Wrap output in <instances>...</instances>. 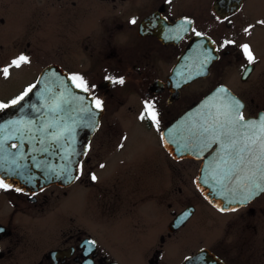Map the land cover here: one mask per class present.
Wrapping results in <instances>:
<instances>
[{"label": "flooded vegetation", "instance_id": "1", "mask_svg": "<svg viewBox=\"0 0 264 264\" xmlns=\"http://www.w3.org/2000/svg\"><path fill=\"white\" fill-rule=\"evenodd\" d=\"M263 19L264 0H0V69L9 67L8 82L0 72V104L8 105L0 108V119L19 115L21 107L11 101L34 89L51 65L81 76L89 86L86 93L102 104L92 110L98 125L77 180L34 190L4 181L10 187L0 189V264H121L112 250L129 260L127 251L134 247L143 264H189L190 259V264H264V192L220 206L198 189L204 164L210 178H222L234 156L211 137L195 141L206 149H195L186 160L191 173L182 182L185 160L172 157L162 143L173 123L219 89L242 103L245 120H260L264 52L246 35ZM245 44L255 57L251 64L241 47ZM21 54L30 62L10 67ZM39 58L63 64L51 62L34 79L17 83L19 70L36 68ZM195 60L208 65L205 75L193 80ZM119 78L125 83H113ZM7 84L16 90L3 97ZM145 102L155 105L158 127L140 119ZM215 117L206 118L208 126ZM129 126L143 131L142 139L153 140L148 144L166 159L167 180L161 170L165 164L147 160V146L136 154L140 165L116 157L133 154ZM198 129L193 127V133ZM87 135L81 130L82 145ZM253 166L256 170L253 164L236 171ZM76 196L84 211L94 212L88 224L74 211Z\"/></svg>", "mask_w": 264, "mask_h": 264}, {"label": "water", "instance_id": "2", "mask_svg": "<svg viewBox=\"0 0 264 264\" xmlns=\"http://www.w3.org/2000/svg\"><path fill=\"white\" fill-rule=\"evenodd\" d=\"M184 62L185 59L182 64ZM207 65L206 62L193 61V80L205 75L203 71ZM219 91L205 97L162 134L163 146L173 154L172 157L190 159L195 156V149H206L195 145L192 128L207 127V117L226 110L229 103L221 107L217 102L221 100ZM224 94L225 101L229 96L234 97L228 90ZM20 107L18 116L0 119V180L25 185L31 190L75 181L80 175V162L85 156L87 141L98 125V118L92 112L96 107L95 100L77 88L66 72L51 65L38 76L32 93L16 106ZM83 129L88 134L84 145L78 139ZM207 167L206 163L200 171L198 189L213 204L231 205L244 202L246 196L248 201L263 193L249 195L255 192L253 180L260 182L259 173L252 177V172L256 171L254 166L251 170L233 172L229 180L210 178ZM211 180L214 186L207 185ZM207 259L212 260V257ZM188 262L190 264L191 259Z\"/></svg>", "mask_w": 264, "mask_h": 264}, {"label": "snow or ice", "instance_id": "3", "mask_svg": "<svg viewBox=\"0 0 264 264\" xmlns=\"http://www.w3.org/2000/svg\"><path fill=\"white\" fill-rule=\"evenodd\" d=\"M131 23H135L132 20ZM258 23L264 24V21H258ZM247 32L248 29H245ZM196 35H201L199 32ZM233 43L232 41H224V45ZM242 50L247 58L249 64L253 63L255 57L252 50L247 44L242 45ZM29 58L26 55L21 54L18 58L11 61L10 67L19 68L22 64L29 63ZM0 72L4 77L9 76V67H3ZM71 80L75 82L77 88H81L87 92L89 86L84 79L79 75H73ZM113 83L124 84L123 78L114 79ZM32 88L25 91L23 95L11 101L12 104H17L24 99ZM222 92L226 90H221ZM95 106L97 109L102 107L100 100H95ZM8 107V105L0 104V108ZM242 103L229 96V104L224 111H218L213 123L207 127L202 126L199 132H194L192 135L194 139L199 143L202 140L207 141L208 137H211L212 143H221L225 148L229 156H234L235 163L232 168L224 173L223 179L229 180L232 178V173L239 169L241 165L247 167L248 165L255 164L256 171L252 172V177H255L259 173L260 182L257 183L253 180V187L255 192H250L249 195H258L260 192H264V117L259 121L245 120L241 109ZM150 119L153 124L159 126L158 113L155 109V105L145 102L144 113H142L140 119ZM227 162V161H225ZM103 167V165H101ZM93 180H96V176H92ZM251 179V177L249 178ZM219 182V181H218ZM9 185L5 184L3 180H0V189H9ZM19 190V189H17ZM248 197H245L246 202ZM223 211V209H221ZM233 211L235 209H232ZM92 243V242H89Z\"/></svg>", "mask_w": 264, "mask_h": 264}, {"label": "rangeland", "instance_id": "4", "mask_svg": "<svg viewBox=\"0 0 264 264\" xmlns=\"http://www.w3.org/2000/svg\"><path fill=\"white\" fill-rule=\"evenodd\" d=\"M263 9V8H262ZM264 21V19H263ZM246 39L250 40L253 47L256 48L257 51H262L264 52V49L262 48L261 44H264V24L260 23L259 25V28H255V30L253 32H249L247 33L246 35ZM75 63H78L76 62V60H74ZM59 63V64H63V61H56V60H49V59H40L38 60V66L36 67L37 68V71L35 70L36 68L33 67V66H29L27 69H21L19 70L18 72V75H19V79H18V82L19 84H23L31 79H34V77L40 72V68L44 65H47L49 63ZM75 65L74 64H71V67H74ZM8 79L7 78V82H8ZM16 90V86H13V85H9L7 84L5 86V89L1 92V95L3 97H7L8 94L10 92H14ZM120 113V112H119ZM126 117L130 118L128 115H125ZM112 117V116H111ZM114 117V116H113ZM140 127H142L141 125H139ZM150 132H147L146 134L149 135ZM129 135H131L133 137L132 139V152L133 154L130 155V152H126L125 154H122V153H118L116 154V157L118 158H121L123 161H126L128 163H130L131 165L133 166H136V165H140L142 162H141V156H137L136 154L141 152L142 149L145 148V146H147V151L145 152V156L147 158V160L149 161H157L159 160L162 164H165L164 167L161 168V170L165 171V176H166V180H167V170H168V167L166 166V159L165 158H162V157H159L157 155V151H155L154 149H152L150 146H149V141H153V140H146V139H142L139 134H143L144 135V132L143 131H140V129H136V127H130L129 126V132H128ZM153 136V134L149 137L151 138ZM134 137L135 138H139L137 141H134ZM147 138V137H146ZM148 139V138H147ZM181 160H185V161H182L180 166H181V181L184 182V181H187L188 180V177L190 176V173H191V162L190 161H186V160H190V159H181ZM98 172H100V170H98ZM183 195H187V191L183 190ZM73 204H74V211L75 212H78L81 217L83 218V220L88 224L89 221L93 220L94 216V212L92 211H84L80 205H79V201H78V197L76 196L74 199H73ZM51 219V215H50V218ZM183 241H181L179 243V245L182 244ZM168 247V246H166ZM173 248V247H172ZM171 247L167 249V255L168 257H171ZM182 248H180L179 250H181ZM112 253L113 255L116 257L115 259L119 262H121V264H143L142 262V259H141V251L137 250V247H134V248H130L128 251H127V255L129 256V260H127L125 257H123L121 255V253L118 251V250H112Z\"/></svg>", "mask_w": 264, "mask_h": 264}]
</instances>
